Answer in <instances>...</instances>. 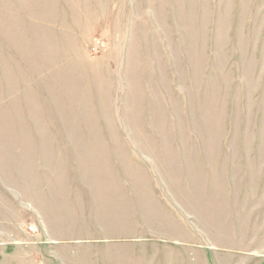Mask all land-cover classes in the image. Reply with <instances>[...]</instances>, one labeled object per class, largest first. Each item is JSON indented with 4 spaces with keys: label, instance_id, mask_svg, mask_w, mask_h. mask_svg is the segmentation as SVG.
<instances>
[{
    "label": "rangeland",
    "instance_id": "obj_1",
    "mask_svg": "<svg viewBox=\"0 0 264 264\" xmlns=\"http://www.w3.org/2000/svg\"><path fill=\"white\" fill-rule=\"evenodd\" d=\"M0 264H264V0H0Z\"/></svg>",
    "mask_w": 264,
    "mask_h": 264
}]
</instances>
